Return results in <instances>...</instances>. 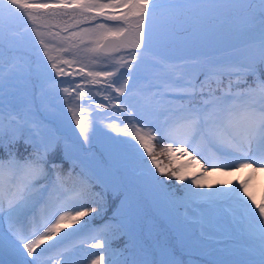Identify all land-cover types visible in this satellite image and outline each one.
Here are the masks:
<instances>
[{"label":"snow or ice","instance_id":"1","mask_svg":"<svg viewBox=\"0 0 264 264\" xmlns=\"http://www.w3.org/2000/svg\"><path fill=\"white\" fill-rule=\"evenodd\" d=\"M259 4V16L261 24V40L258 45L256 60L253 63H232L223 57L213 55L210 52L201 53L198 56L172 57L162 53H154L151 57V74H145L142 65L146 62V55L152 52L154 38L159 40L162 47L167 48L176 43L179 34H186L190 38V46L195 48L208 37L217 19L213 13L224 9L247 10L254 9ZM106 9H120L116 12H107ZM26 16L34 26L46 28V32L34 27L33 31L39 43L43 47V55L50 63L51 71L49 79L56 82L59 89V81L56 77L62 76H85V84L96 85L100 83V77L107 78V88L116 93L105 96L104 99L111 103L117 100L115 107L122 113L128 112V97L126 92L131 93L135 82L146 81L141 89L143 93L151 92L146 97L149 102H155L158 106L167 101H179V110L183 114L176 128L169 131V135H175L177 129L183 132L184 138L169 143L170 153L179 152L182 156H190L205 172L223 171L229 172L248 168L252 173L264 171V0H55L53 4H36L31 0H0V34L3 31V22L7 16ZM65 17L67 19H65ZM101 18L103 22L101 21ZM255 17L250 16V22ZM110 22V23H109ZM81 25H90L81 27ZM53 28L59 31H52ZM65 33L66 35H62ZM55 41L59 46H53L46 42L45 37ZM92 45L91 47H87ZM84 49L90 58L94 56H110L114 53H126L116 57L115 71H87L86 66H81L78 71H65L60 64L69 69L76 60L64 59L62 53L76 56ZM53 52L56 54L53 55ZM179 60L183 63H176ZM191 69L185 71L184 69ZM123 69V71H121ZM54 72V76L52 73ZM119 73L122 82L114 87L118 80L113 77ZM128 77L123 79V77ZM253 77V82L248 83V77ZM201 77H203L201 79ZM227 77V83L225 82ZM90 78V79H88ZM132 81L130 84L129 81ZM69 87L62 89L65 94L64 100L69 105L67 111L72 113L79 136L84 144H91L96 135L94 125L90 127L87 117L79 118L76 102L84 94V87L74 79L67 82ZM243 86V87H242ZM75 93V95H73ZM259 97V103L255 98ZM119 97H124L119 100ZM123 106V107H122ZM99 108H105L101 103ZM133 112L128 113V121L138 120L136 105L131 106ZM142 107V106H141ZM15 119V117H13ZM11 123V121H10ZM39 134V124L32 122ZM134 132L121 129L115 123L107 125L118 135L131 137L127 141L129 147L140 153L141 159L144 154L151 159L161 175L167 174L168 170L162 166L154 155L152 141L156 139L151 131H145L135 123L131 125ZM127 127V125H126ZM199 137L209 143L210 147L223 157H231L235 163L219 164L210 163L203 156L198 146L194 143ZM19 136L15 131L5 133L2 106H0V218L5 213L3 186L5 183L12 189L13 195L7 200V216L10 227L7 231L0 229V257L7 251L16 257L12 264H41V257L68 236L82 232L89 227V221L94 219L91 215L100 213L96 208L88 207V195L92 191V185L88 178L82 179L80 184L68 194L67 201L43 220L39 227H33L31 231L22 225L24 217L41 202L45 192L51 194L52 189L63 183L62 176L57 172L63 167L64 157L56 158L59 149L58 141H45L42 144H34L32 154L21 160L11 151ZM109 139H114L109 137ZM182 146L173 148L172 143ZM25 143H28L26 140ZM183 145H188L192 151H188ZM255 146V151H254ZM196 155H193V153ZM201 156L204 164H201ZM103 161V153L100 154ZM174 159V157H170ZM106 164L107 162L104 161ZM205 164L208 167H205ZM51 170L57 172L52 187L49 188L47 181ZM186 165H180L183 169ZM146 170L139 174L128 167H115L112 172L114 198H120L128 209V225H121L125 231L134 227L137 223V213L132 204L131 193L136 186V181L145 177L158 185L165 184L160 180L150 167L145 165ZM71 175V172L69 173ZM171 177L177 182L183 183L187 176L181 171H172ZM252 176L239 182L237 187L217 188L214 191H195L204 189L206 180L203 175L192 174L190 183L183 185L191 197L217 200L229 198L237 200L243 207L242 219L247 222L249 217L254 218L255 226L248 234L257 242L252 250L259 259L255 264H264V198L257 202L256 197L249 191V183ZM219 183V182H218ZM209 188L212 186L209 184ZM243 192V196L241 195ZM97 195H101L97 193ZM248 197V200L244 199ZM51 199V195L49 196ZM255 206L253 208L252 206ZM88 217V220L84 218ZM54 220V222H52ZM81 221H84L81 223ZM67 222V223H65ZM70 224L79 225L72 233L64 232L60 241H54L52 245L42 247L46 241L52 240ZM110 226L104 225L101 229L94 230L91 248L103 249L93 253L94 259L91 264H129L123 253H119L117 259L109 252L111 241L108 239ZM116 234L115 231L112 232ZM64 257L66 253H59ZM123 257V258H121ZM0 264L5 261L0 258ZM65 264L68 261L65 260ZM131 264H181L175 259V252L171 246L160 249L158 261H132Z\"/></svg>","mask_w":264,"mask_h":264},{"label":"trees","instance_id":"2","mask_svg":"<svg viewBox=\"0 0 264 264\" xmlns=\"http://www.w3.org/2000/svg\"><path fill=\"white\" fill-rule=\"evenodd\" d=\"M31 2L53 4L55 0H31ZM259 7V4H256L254 9H247L238 14H245L247 17L241 24L246 28L233 44L242 51L235 55L242 58V63H253L256 60L257 52L252 54L250 51L258 48L257 41L261 40ZM105 11L118 12L120 9H106ZM237 11L241 10L224 9L215 14L226 16L230 12L237 14ZM18 16L16 21L6 19L2 34H0V77L4 75V70L12 65L18 53L28 52V70L19 81L8 85L11 87L10 92L13 93L11 99L8 97L10 105L0 104L5 133L15 131L19 136L16 144L11 147V151L18 159L23 160L32 154L34 144H42L45 141L59 142L56 158L59 159L63 156L64 163L57 172L62 176L63 183L68 182L67 185L70 188L80 184L81 174L90 180L92 191L88 195L87 206L96 208L100 214H91L94 219L89 221V227L110 226L108 230V239L111 241L109 252L113 254V259H117L118 254L123 253V257L128 259L129 264L134 260L138 262L158 261L161 247L171 246L175 252V259L181 264H255L259 257L252 250L256 247L257 242L248 234V231L254 229L255 223L244 225L243 211L240 210V207L233 209L227 200L226 203H223L225 198L208 200L207 198L191 197L183 187L190 183L189 174L180 169L181 164L173 153L168 151L169 143L165 137L151 132L156 137L152 141L154 155L168 170L167 174L161 175L151 165V159L146 153L141 159L142 148L137 152L129 147L127 141L131 137L118 135L107 127V125L115 123L121 129L134 132L135 128L131 125L135 122L128 121V113H122L117 108L114 112L112 106H108V104H105L106 107L103 109L99 108L96 115L90 110L88 114L80 111L79 118L87 117L90 127L94 125L96 128V135L91 144L83 143V138L79 136V129L76 128L72 116L63 119L60 116L53 118L43 114L36 94L42 92L45 95L46 87L52 89L57 86L56 82L49 79L50 63L43 55L44 49L33 28L36 27L42 32H46L47 29L32 25L26 16ZM250 16L255 17L254 22H250ZM217 23L219 27L227 29L235 28L238 24L233 18L231 20L222 18ZM87 26L90 25H81V27ZM52 31H59V29L53 28ZM62 35L66 34L62 33ZM45 40L53 46H59L57 42L50 41L47 36ZM252 41H256V43H251ZM55 54L53 52V55ZM238 54L239 56H237ZM61 55L64 59L77 61L71 69L60 64V67L65 71H78L81 66H86L85 70L98 71L97 65L90 59L101 60L100 57L90 58L84 49L75 57L69 53ZM262 70H264V66H262ZM52 75L54 76V72ZM73 79L84 86L85 76L83 75L56 77L55 81L62 80V83L68 84L67 82ZM251 79L253 77L249 76L248 81ZM225 82L227 83V77H225ZM142 87L143 85L138 83L134 85L131 92L133 97L138 98L136 101H139V105L149 102L147 98L139 99L137 97V94L139 95L137 90L141 92ZM146 94L141 92V96ZM149 94L151 92L148 93V97L151 96ZM134 105L139 106L137 103ZM179 105V101H173L171 104L165 101L166 110L179 107ZM33 121L39 124V134H37ZM135 124L142 127L140 124ZM143 129L147 131L145 128ZM69 132H72L73 135L69 136ZM109 137L114 139H109ZM26 140L28 143H25ZM101 153H103V161L100 158ZM170 157H174V159H170ZM104 161L107 163L105 164ZM145 165L150 167L160 180L165 181V184L158 185L147 177L136 181V186L131 193V200L136 209L137 223L125 231L121 225L129 224V209L121 203L125 198L124 195H121L120 198L113 196L115 189L113 188L112 172L115 167H128L139 174L146 170ZM181 170L187 176L183 183L177 182L171 177L172 171ZM57 172L52 171L49 166L47 181L40 183L51 185ZM70 172L71 175H69ZM97 193L101 195L98 196ZM237 210L238 212H236ZM84 219L88 220V217ZM83 222L81 221V223ZM70 226L71 230L79 228V225ZM113 231L116 232L115 235L112 234ZM106 262L107 257H105V264Z\"/></svg>","mask_w":264,"mask_h":264},{"label":"rangeland","instance_id":"3","mask_svg":"<svg viewBox=\"0 0 264 264\" xmlns=\"http://www.w3.org/2000/svg\"><path fill=\"white\" fill-rule=\"evenodd\" d=\"M243 21L244 20L241 19L240 24ZM215 23L216 22H214V24ZM237 23L239 24V22ZM244 28L245 27L240 26V27L227 29V28H221L218 25H213L210 35L206 37L202 41V43L195 48L190 46V38L186 34H179L176 39V43L174 45L168 46L167 48L162 47L161 44L159 43V40L154 38L152 44V52L146 55L147 59L145 62V67H142V70H144L145 74L147 75L151 74L148 70L150 69L152 54L154 53H162L172 57H179V56H198L201 53L210 52L213 55L225 58V60L228 62L242 63V58L236 59L235 57V54H237L238 52L239 53L242 52L241 49H234L232 48V46L234 43H236L234 42L235 39H237L241 35V32L243 31ZM226 31L228 32L225 33ZM255 43L256 41L254 42V44ZM237 45H239L238 42ZM121 55H124L126 57V53L124 52L114 53L110 56H105V55L100 56L101 60L107 61L109 65L107 66L106 70H104V65L102 63L98 64V66H96L98 67V71H115L117 67L115 62L116 57ZM18 56L23 57L24 60L28 59L27 55H18ZM237 56H239V54ZM20 61H21L20 59H16V62L11 65V68L6 70V76L8 78H12L16 73L23 74L26 72L27 68L25 62L19 67L18 63H20ZM175 62L183 63L182 61L179 60H176ZM184 70L190 71L191 69L186 68ZM87 71L89 70H86V72ZM121 71H123V69ZM117 74L119 75V73ZM127 78L128 77L126 76L123 77V79H127ZM99 79H100V83L96 85L85 84L84 82L83 87L85 90H84V94L80 98V101L82 99V104L79 107H76V111L78 115L80 111H83L84 114H88L89 110L92 111V113L94 114L97 111V108H99L98 107L99 104L107 102V100L104 99L105 96L109 95V93L111 92H113L112 96H115L114 90L107 88V84H106L107 78L100 77ZM59 82H60L59 83L60 91H58L57 87H54L52 89L46 87L44 97L41 99L38 96V101L41 103V109L45 115L51 117H58L59 114L61 113V116L65 114L64 117L67 118L68 115L66 113L69 112L67 111L69 105L63 99L65 94L63 93L62 89L64 87H69V85L66 83H62V80H60ZM119 82H122L120 75H119L118 83L114 85V87L119 86ZM139 82L145 83L146 81L139 80L135 82L136 85ZM137 92L139 93V95L137 94L139 99L140 98L146 99V97H148V93L144 96H141V92H139L138 90ZM73 95H75V93H73ZM149 95H152V93ZM126 96L128 97V95ZM255 100L257 103H259L258 96L255 98ZM76 103L78 104V101ZM132 103L133 100L131 98L130 101L128 100L130 112H133V108L131 107ZM152 103L146 102L145 104H142L143 106L140 107L139 110L136 112L138 118L141 117L140 124L144 125L146 128H149L151 131H154L157 134L165 137L169 143L173 140L179 141L183 139L184 138L183 132L179 129H177L175 135H169V131L173 128H176L180 120L183 118L182 112L179 110L178 112H174L175 113L174 115L161 117L160 116L161 114H158V111L161 109V107H163L164 102L159 106L156 103L152 106ZM69 113L70 116H72V113L71 112ZM155 115H158V117L161 120L156 121V119L153 117ZM194 143L198 146L199 151L202 153V155L208 158L210 163L232 164L236 162L231 157L220 156L218 152L212 149L208 145V143L204 142V140L200 139L199 137L195 139ZM181 146L182 145L179 144L178 142L172 143L173 148H178ZM183 147L187 148L188 151H192V148L189 147L188 145H183ZM254 151H255V146H254ZM173 155L174 157H176V159L179 161L181 165H186V167L183 168V171L186 174L190 175V179L192 174L203 175L204 179L206 180L205 187L204 189H196L197 191L207 192V191H211L212 188L213 191L217 188H229V187L234 188L238 186L240 181L247 179L249 175H251L253 178L248 185L249 191L252 192V194L256 197L257 202H261V199L264 198V171L252 173L251 169L244 168L231 172H229L227 169L223 171L209 170L208 172H205L203 168H200L198 165H196V162L192 160L190 156L187 155L182 156L179 152H173ZM193 155H196V153L194 152ZM197 159H200L201 164L205 163L204 159H201V156H197ZM205 167H208V165L205 164ZM209 184L212 186L211 188L208 187ZM13 191L14 189L10 188L8 184L5 183V185L3 186V195H4L3 206L5 209V213L2 216V218H0V229H2L3 231H7L8 228L10 227V222L7 216V207H8L7 200L9 197L13 195ZM70 192L71 191L69 190L63 189L61 185H58L54 189H52L51 194H49V192H45L41 202L37 204L24 217L22 221V225H15V227L23 226L29 231H31L33 227H39V225L43 223L44 219L50 217L57 207H60L62 204H64L67 201V197ZM50 195H51V199H49ZM241 195L243 196V192H241ZM244 199L248 200V197L244 196ZM227 202H230V204L233 206V209L236 207H240V210L241 211L243 210L242 205L234 198L233 199L228 198ZM248 203L251 204V201L248 200ZM252 207L255 208L254 205ZM236 212H238V210ZM52 222H54V220ZM249 223H255L254 218L249 217L247 222L244 221V225H248ZM69 226L66 229H64V231H62L60 234L54 236L52 240L46 241L45 244L42 245V247H47L48 245H52L54 241H60V237L64 235V232L70 233ZM94 230H98V228L90 229L86 233L78 232L68 236L62 242L58 243V245L55 248H52L50 251L46 252L41 257V264H65V260L68 261V264H91V260L94 259V256L92 254L100 252L99 249L90 247L92 243L91 237L94 234ZM59 253H66V255L64 257H61ZM0 258H2L5 261V264H12V262L16 259L15 256L10 255L7 251H5L3 253V256Z\"/></svg>","mask_w":264,"mask_h":264}]
</instances>
